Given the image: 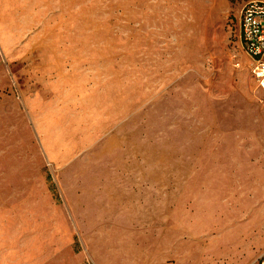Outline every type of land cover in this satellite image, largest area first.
Returning <instances> with one entry per match:
<instances>
[{"label":"rangeland","instance_id":"374dc122","mask_svg":"<svg viewBox=\"0 0 264 264\" xmlns=\"http://www.w3.org/2000/svg\"><path fill=\"white\" fill-rule=\"evenodd\" d=\"M250 1L0 0V264H264Z\"/></svg>","mask_w":264,"mask_h":264},{"label":"built area","instance_id":"2783aa9c","mask_svg":"<svg viewBox=\"0 0 264 264\" xmlns=\"http://www.w3.org/2000/svg\"><path fill=\"white\" fill-rule=\"evenodd\" d=\"M239 39L250 59V71L264 90V0H252L243 7Z\"/></svg>","mask_w":264,"mask_h":264}]
</instances>
